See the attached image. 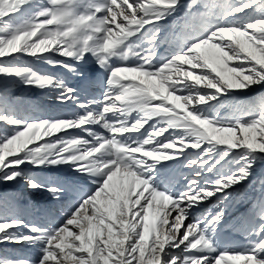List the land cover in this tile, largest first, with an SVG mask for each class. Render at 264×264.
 Instances as JSON below:
<instances>
[{
  "label": "rangeland",
  "instance_id": "obj_1",
  "mask_svg": "<svg viewBox=\"0 0 264 264\" xmlns=\"http://www.w3.org/2000/svg\"><path fill=\"white\" fill-rule=\"evenodd\" d=\"M87 2L89 5L83 11L88 21L84 22V36L88 56L96 60L91 65L96 70L90 83H110L113 73L121 72L123 64L130 69L123 70L127 72L125 76H134L126 79L128 82H117L121 88L117 95L124 104L119 111L115 110L116 115H109L107 107L118 106L117 100L103 94L102 98L106 97L108 102L102 108L107 114L102 123L121 122L127 126L130 114L125 106L130 104L135 110L134 119L141 125L149 120L148 117L161 114L153 119L163 130L173 132L174 137H169L168 143L182 139L183 144L175 155H168L163 147L167 145H161L160 153L152 152L161 155L156 162L141 164L122 154L114 166H110V161L97 163L90 151L101 152L102 144L92 143L84 137L92 116L85 114V122L80 120V113H76L74 106L62 113L64 116L69 114L62 119L35 101L43 95V86L56 87L58 74L63 87L68 89L73 84L68 77L70 73L57 67V63L64 60L57 52H51L50 59L40 57L42 45L47 48L49 43L65 38L53 8L33 11L29 18L17 21L12 13H20L28 1L0 0V264H125L127 253L125 260L120 259L122 249H125L123 245L102 262L100 257L109 246L99 241L98 245H103L98 248L101 252L95 245L85 243V238L91 235L96 238L109 231L118 242L125 235L121 232L129 210L139 211L138 228L154 235L157 219L154 206L161 203L163 208L170 202L168 192L178 185L180 177H188L189 182L199 188L201 197L196 211L181 212L187 216L186 226L178 236L187 238L193 230L196 232L194 243L189 242V247L186 245L184 249H191L200 240L213 257V264H264V0H85V4ZM155 4L162 6L154 8ZM12 24L13 33L9 35ZM115 26L119 32V26H127L125 36L137 34L139 39L135 40V45L128 44L132 47L112 60L108 57L111 44L108 46L104 39L107 35L108 41L116 45ZM24 28L30 37L20 36L28 33ZM175 33L178 46L172 45ZM12 36L18 38L11 52L2 51L1 45ZM157 40L159 42L154 46ZM100 51H107L102 58ZM159 54L163 55L161 61L154 63ZM172 57L175 59L171 62ZM37 60H43L42 66ZM138 66L159 69L141 73L136 71ZM13 68L21 73L10 85L8 81ZM102 69L107 71L105 81L100 80ZM226 78L233 83L223 82ZM158 79L163 89L157 83ZM116 85L113 88L118 89ZM164 91L168 94H163ZM255 100L261 104H251ZM133 101L141 112L138 113ZM175 102L179 107L168 110ZM95 123L101 126L100 122ZM88 130L91 134L94 131L90 127ZM39 133L44 137L42 140L37 139L41 137ZM135 139L144 141L146 137L135 136ZM119 142L128 147L126 138ZM135 147L130 145L129 150ZM78 156H84L85 160L80 165L74 162L72 166L82 181L83 200L72 202L69 210L65 208L68 211L58 217L59 203L55 199L60 194L48 186H60L64 168L67 169L66 161ZM164 164L170 167L169 171ZM188 169L193 171V177L186 176ZM118 173L129 175L132 185H140V193L144 192L142 186L148 193L139 197L133 187L124 191L132 203H122V213L108 225L101 226L102 217L96 208L102 207L103 202L92 199L100 196L103 188L111 190L110 182ZM205 175L212 180L204 182ZM94 178L100 180L102 190L89 199V179ZM169 178L174 179L172 188L165 181ZM67 193L60 197L64 206L73 195L72 191L67 190ZM141 199L147 203L137 210ZM177 215L171 219H178ZM188 227L192 229L189 231ZM74 239L72 249L68 245ZM143 253H135L133 264H189L187 258L178 261L173 254L158 260V250L154 249Z\"/></svg>",
  "mask_w": 264,
  "mask_h": 264
},
{
  "label": "bare ground",
  "instance_id": "obj_2",
  "mask_svg": "<svg viewBox=\"0 0 264 264\" xmlns=\"http://www.w3.org/2000/svg\"><path fill=\"white\" fill-rule=\"evenodd\" d=\"M27 1H28V3L25 5V7L22 9V11L20 13H18V12L12 13V15L17 17V19H16L17 21L18 20L22 21V20H25L26 18H29L30 14L33 11L40 10V9H43L46 7H52L53 8V13L57 16L56 20L59 24V28L64 32L65 38L63 41H57L56 43H52V44L49 43V46L47 48L42 45L41 46L42 48L40 49V57L45 56L46 59H50L51 52H53V53L57 52L59 56L64 58L63 62L57 63V67L59 69H66L67 73H70V76L68 75L69 80L71 83H73L72 86H69V88L66 89L65 87H63V85H61V82H60L61 77H60V74H58L57 77L55 78V86L56 87L52 86L51 88H49V86L46 84L47 86H43L44 87L43 95L40 96L39 98L35 99V101L42 108L44 107L45 109L51 111L54 116H59V117L61 116L62 119H66V117H68V115H69V114H66V116H64L62 113H65L68 109H72L74 106H76L75 107L76 113H80L79 114L80 120L84 121L85 116H87L85 114L92 116L91 126L87 125V128H86L87 131L85 132L84 137L87 136L88 140H90L92 143H96V144L101 143L102 144L101 152H98L97 150H91L90 151V154L94 157V159L97 163L110 161L111 162L110 166H114L116 163H118L119 157L122 154H126L131 160H133L134 162H139L141 164L147 163L150 161L156 162V159H159L161 157V155H153L152 152L155 151V153H160L161 145H167V146H163V147L167 150L168 155L171 153H173L172 155H175L174 154L175 152L180 151V147L183 144V141H181L182 139L181 140L176 139L175 141H172V143L170 142L171 144L168 143V141H170V139H168V138L174 137L173 132H171V134H170L167 131L163 130L161 128L159 122H157L156 119H153V118L160 116L161 114L157 115V116L148 117L149 120L144 125H141L134 119V115H135L134 114V112H135L134 108L130 104H127L125 106V109L128 110V112L130 114L128 117L129 123L127 124V126L121 122H118L116 124H113L110 122H103L102 123V118L107 115L106 113H104V109H102L104 105H107L108 100H105L106 97L113 96L115 98L114 100H117L118 106H116L115 108L107 107V111H108L109 115H111V116L116 115L115 114L117 111L116 109H118V111H119V107H122L124 104L123 100H121V98L117 95L118 91L121 89L120 86L118 85L119 83L117 84V82L126 81V79H129V77H132V75L125 76V74L127 72L125 73L123 70H125V69L130 70V69H128V67L123 64L120 66L121 72L113 73L112 78L110 80V83H101V84H91L90 83L89 79L92 76V74L94 73V71L96 70V68H91V65L96 60H94L93 58L88 56V54H89L88 43H86V37L84 36V34H85L84 22L86 21L88 23V21L85 20V16L83 14V11H84V7L89 5L88 2L85 4V0H27ZM155 3H156V1H155ZM161 6L162 5L157 6V4H155L154 8H156V7L158 8ZM7 7H9V6H7ZM15 10H16V8H15ZM3 14H6V13H3ZM122 20H124V19H122ZM132 23H133L132 25L135 26V23L133 21H132ZM153 25L156 26L157 23H153ZM27 26H29V24H27ZM27 26H25V27H27ZM12 27H13V24L8 29L10 32L9 35H11L13 33L11 31ZM115 27H116V31L114 32V38H115V42H116L115 44L116 45L114 46V42L111 43L108 41L109 39H108L107 35L105 36V39H104V42H106V44L108 46H109V44H111L108 49H112V50H111L110 55L108 57L112 60L114 59V56H116V55L120 56L121 52H124L125 50H128V48L132 47V46H129L128 44L135 45V42H136L135 40L139 39V36L137 34H134L132 37L129 35H128V37L125 36L127 26L126 27L119 26L121 29V32H119L117 26H115ZM27 29H28V27H27ZM27 29H25V30L27 31ZM4 30H6V29H4ZM132 30L134 31V33H137L134 30L133 26H132ZM231 35H232V32H231ZM235 35L237 37V34H235ZM20 36L30 37L31 35H29V32H28L25 35H20ZM226 37H227V35H226ZM17 38H18V36H16V37L12 36V37H9V39L7 38L8 39L7 43L3 42V45H1L2 46L1 50L5 51V52L9 50V52H11L13 44H16ZM1 39H3V38H1ZM238 41L240 42V39L237 37V42ZM158 42L159 41L157 40V42L154 43V46L157 45ZM168 42H170V41H168ZM172 45H174V46L179 45V40H177L176 33H175V36L172 38ZM239 45H240V43H239ZM84 46H85V49H84ZM166 46H167V44H166ZM106 52L107 51H100L99 57L102 58V55L106 54ZM169 53L171 54V52H169ZM177 54H178V51H177ZM247 56L249 58H251L249 53H247ZM162 57H163V55L159 54L158 58L156 60H154V63H158L159 61H161ZM229 58H231V57H229ZM172 59H175V58L172 57L171 62H172ZM43 60H37V63L39 64V66H42ZM47 63H49V62H47ZM223 63H224V61H223ZM199 65H201V64H199ZM222 67H224V66H222ZM42 71H46V69L42 68ZM20 73L21 72H19L17 69H14L10 74L11 77L9 78L10 80L8 81V83L10 85L13 84V82L16 81L17 78L20 76ZM231 74L229 73L228 75H231ZM106 75H107V71H105L104 69L100 70V80L101 81H105ZM39 80L41 83H43L41 78H39ZM159 80L160 79L157 80V83L160 84V88L163 89L162 88L163 85L159 82ZM128 81H126V82H128ZM223 82H226L230 85L233 83L232 81L227 80V78L224 79ZM78 83H83V85L78 84ZM116 84L118 85V89L113 88V86ZM57 89H58V91H57ZM148 89H149V87H148ZM142 92H144V91H142ZM147 92H149V91H147ZM103 94L106 96L105 98H102ZM163 94H168V92L164 91ZM174 96L176 98V95H174ZM135 97L137 100L138 96H135ZM177 99L181 100L180 96H178ZM138 100L136 102L140 101V100L139 101ZM167 101H168V103H170L169 99H167ZM174 101H176V100H174ZM190 103H191V101H190ZM133 105L137 108L138 113L141 112L142 109H140L134 101H133ZM174 107L177 109L179 107L178 103L176 104V102H175L174 104H171V107H168V110H170L171 108H174ZM185 107H188V106L186 105ZM159 108H161V107H159ZM100 111H101V114H100ZM94 116H96L95 119L100 117L99 121H95V119H93ZM56 122H58V121H56ZM95 122H100L101 126L97 125ZM132 124H134V125L131 126ZM66 126H67V130H68L69 125L66 124ZM60 127H62V126H60ZM89 127L91 130L94 129L92 134L88 130ZM75 129H76V127H75ZM168 131H170V130H168ZM56 133H57V131L54 132V136ZM105 135H107L106 138H105ZM135 136H137L138 138L146 137V139L144 141H139V139H135ZM43 138L44 137L42 135H41V137H37V139H39V140H42ZM121 138H126V140H127L126 143H127L128 147H123L122 143L119 142V140ZM25 140H27V137H26V139H24V141ZM130 145H135L136 146L135 149L129 150ZM157 149H159V150H157ZM47 151L48 150H46V152ZM36 153H37V151H36ZM177 154H179V153H177ZM168 155H167V157H168ZM178 158L179 157H177V159ZM77 159L74 157L73 160H67L66 161L65 165H67L66 166L67 169L64 168L65 169L64 170L65 175L62 176V181H61L60 186H56L58 184H56V185L50 184L48 186L50 189H53L60 194L55 199L56 203H59V206H58L59 211L56 212V216H58V217H60L63 212H66L69 210L68 206H70L72 202H74L76 200L77 202L81 203L83 200L82 192H81V188H80L82 186V181L80 182L79 174L76 173L77 170L75 168H73L72 164L74 162H77L80 165L85 160V157L84 156H78ZM57 163H59V162H57ZM165 164H167V163H165ZM165 164H164V166H165ZM195 166H196V164H195ZM165 169L167 171H169L170 167L165 166ZM61 170H63V168ZM192 172H193L192 170H189L188 173L186 174V176L187 175L192 176ZM208 175L204 176L205 177L204 182H207L208 179L212 180V178H209L210 175L209 176ZM63 177H66V179ZM65 180H68V183H64ZM131 181H132V178L129 175H124V174L118 173L110 182L109 187L111 190L108 191L107 189L103 188V193L100 196L93 197L92 201L101 200L103 202L102 207H99V205H98L96 208V212L102 217L101 226L108 225L111 221L115 220V218L122 213V209H123V208H121L123 206L122 203H132V201H130L127 198L124 191H128L129 189H131V187H133L132 190L136 194H138L139 197L145 196V194L148 193V189L145 188L144 186H142L144 192L140 193L139 192L140 185L139 184L132 185ZM165 181L168 182L169 184H171L170 188L173 187V183H174L173 178H169L168 181L167 180H165ZM100 183H101L100 180L97 178H94L93 180L89 179V187L88 188H91L89 199L94 194H100V190H102V188L100 187ZM140 184H144V183L140 182ZM187 189H189L190 191H186ZM198 189H199L198 187H194L192 185V183L189 182L188 177H180V181H179L178 185L175 188L170 189L168 192V194L170 196V202L163 208H161V203H156L154 206V209L152 208L157 215V219L155 222L156 232L154 235H151L152 237L150 235H148V232L146 230H144L143 228H141V227L138 228V226L140 225V224L138 225V222H137L139 220V216H140L139 211L133 212L132 210H129L127 212L128 214L126 215V216H128V219L124 224L123 231L121 232L125 235L123 237H121L118 240V242L116 241V239L113 238L114 235L111 236L109 234L111 232L108 231L107 234L101 235V234H99V231H97L99 236H97L95 238V237H92V235H91V237H89L88 239L85 238V243L93 244L96 246L97 249L100 248V246H101V245L100 246L98 245L99 241H103L105 244H107L109 246V248H107L106 250L104 249L105 251L100 257V260L102 262L105 261L104 259L107 258L106 256H110L114 250L121 248L120 246L123 245V248H125V249L121 248L122 252L120 254V259L125 260V256L127 253L128 258L125 261V264H133V261H135V258H134L135 253L138 254L139 252H142V253L144 252L143 254H145V252H150V251H152V249H154V251L158 250V254H157V255H159V257H158L159 259L157 258L158 260L164 259L165 255L173 254V255L177 256V258H179L178 261L180 259L185 260L187 258V260L189 261V264H213V262H212L213 257L209 256L210 253L207 252L203 248L202 242L200 240H197L191 249H184L186 247V245H188V247H189V242L193 241L194 236L196 237V235H194L196 233L194 230L187 236V238H180V236H178L180 230H182V228L184 226H186L185 218L187 216L185 217L181 212H183V210L184 211L188 210V212L196 211L198 208L197 204L199 202H201V197H199V195H200L199 191L200 190H198ZM67 190L72 191L73 195L71 196L70 199H68L67 204L64 206L61 203L60 197H61V195H64V196L68 195ZM209 196H211V195H209ZM219 196L220 195H218V197ZM150 199H152V197ZM140 201H141L140 204L136 207L137 210L142 209L143 205L145 203H147V202H144L142 199ZM182 206H183V208L181 210L180 208ZM65 208H67L68 210L67 209L65 210ZM178 212L182 215H177ZM174 214L178 216V219H176V220L171 219V217ZM151 221H153V220H151ZM195 224H196V222H195ZM223 224H225V223H223ZM143 225H145V224H143ZM190 226H191V224H190ZM144 228H145V226H144ZM190 229H192V228H189V231H190ZM90 231H91V229H90ZM112 233H114V232H112ZM76 236L78 237V235H76ZM93 236H95V235H93ZM115 236H116V234H115ZM121 236H122V234H121ZM79 239H80V237H79ZM75 241H76L75 239L70 241V244L68 246L73 249L74 247L71 246L72 245L71 243L75 242ZM119 242H120V244H119ZM193 243H194V241H193ZM63 244L66 246L65 243H63ZM79 244H80V242H79ZM118 246H119V248H118ZM98 250H100V249H98ZM114 258H115V256H114ZM152 258H154V256ZM136 259H137V257H136ZM139 259H140V257H139ZM139 259H137V260L139 261ZM157 259H155V261ZM99 264H101V263L99 262ZM176 264H180V263L176 262ZM240 264H241V262H240Z\"/></svg>",
  "mask_w": 264,
  "mask_h": 264
},
{
  "label": "trees",
  "instance_id": "obj_3",
  "mask_svg": "<svg viewBox=\"0 0 264 264\" xmlns=\"http://www.w3.org/2000/svg\"><path fill=\"white\" fill-rule=\"evenodd\" d=\"M257 102H258V103H257ZM252 104H255V105L257 104V105H259V104H261V103L259 102V100H255V101H253ZM9 193H10V192L8 191V192H7V195H8ZM0 196H1V195H0Z\"/></svg>",
  "mask_w": 264,
  "mask_h": 264
}]
</instances>
